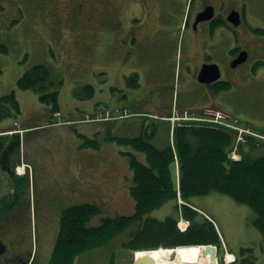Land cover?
<instances>
[{
  "label": "rangeland",
  "instance_id": "1",
  "mask_svg": "<svg viewBox=\"0 0 264 264\" xmlns=\"http://www.w3.org/2000/svg\"><path fill=\"white\" fill-rule=\"evenodd\" d=\"M90 3L86 13L78 11L81 0H0V44L7 47L0 49V94L14 91L20 104L18 113L0 120V131H16L19 137L16 149L2 153L8 162L0 158V199L5 198L0 207V240L7 246L6 257L19 250L25 259L30 255L47 261L61 211L68 205L98 204L101 211L88 222L92 225L105 215L132 213V174L126 152L134 151L122 138L137 136L143 125L151 127L152 115L176 117L182 103L208 96L205 86L193 79L190 65L200 61V47L190 42L188 29L178 27L172 42H165L163 49L159 42L156 53L146 47L139 63H123L115 53H107V0ZM246 19L251 34L256 35L254 26L264 27L263 14L253 10ZM257 43L225 36L217 43L216 58L222 64L233 46L246 48L248 57L237 66L243 70L229 67L237 72L233 79L225 77L231 82L229 89L209 95L264 134V50ZM40 63L50 67L59 89L60 112L53 115L51 105L42 102L37 92L17 86V79ZM240 72L244 75L238 76ZM132 75L134 79H129ZM86 84L94 87L89 98ZM251 138L264 139L259 133ZM251 152L252 157L261 154ZM190 201L217 225L224 242L217 250L219 264L227 261L226 251L236 254L241 247H251L255 264H264L262 236L251 223L254 213L248 205L219 192ZM44 206L49 207L48 214ZM175 214L173 202L168 201L148 215L163 219ZM128 237L126 231L102 247L89 249L74 264H107L112 253L116 263L127 264L134 253L122 247ZM198 260L194 259L197 264Z\"/></svg>",
  "mask_w": 264,
  "mask_h": 264
},
{
  "label": "trees",
  "instance_id": "2",
  "mask_svg": "<svg viewBox=\"0 0 264 264\" xmlns=\"http://www.w3.org/2000/svg\"><path fill=\"white\" fill-rule=\"evenodd\" d=\"M0 49L7 50V47L1 43ZM129 79H134V75ZM216 83L215 90L231 86L230 81ZM17 86L37 92L42 102L51 105L52 115L60 112L59 89L46 64L29 67L17 79ZM84 88L86 97H91L93 85L86 84ZM19 111L20 104L14 91L0 94V120ZM168 115L166 117L171 116ZM153 120L151 127L143 125L137 136L122 138L136 152H126L132 174L129 190L134 199V211L105 215L99 223L92 225L88 222L101 211L98 204L85 201L66 206L59 217L53 249L44 264H74L80 254L102 247L126 231L129 237L122 241V247L133 250L205 244L219 248L222 242L217 225L195 209L190 201L194 196L211 192L226 194L248 205L254 213L251 223L260 232L264 244V140L246 139L241 144L249 147L245 151L241 149L240 159L235 160L229 157L237 138L232 129L206 122L175 121L171 132L169 119ZM157 131L162 134V139L163 134L165 136L162 144L155 141ZM5 135H0V151L16 149L18 135L13 133V138ZM8 138L10 141L6 144ZM250 150L261 154L252 157ZM179 198L183 203L178 204ZM4 200L0 199V207ZM168 201L173 202L177 214L163 219L148 215ZM180 218L188 221L183 231L177 225ZM234 255L229 264L256 263L251 247H241ZM24 259L25 255L19 252L2 257L0 264H25ZM107 264H118L113 253Z\"/></svg>",
  "mask_w": 264,
  "mask_h": 264
},
{
  "label": "flooded vegetation",
  "instance_id": "3",
  "mask_svg": "<svg viewBox=\"0 0 264 264\" xmlns=\"http://www.w3.org/2000/svg\"><path fill=\"white\" fill-rule=\"evenodd\" d=\"M89 6H91L90 0H81L78 11L87 13L86 10ZM253 10L259 15H264V0H107L106 17L108 19L105 25L106 34L108 32L107 53L111 55L115 53L120 58V62L123 63H139L141 56L146 52L144 50L146 47L152 53L158 52L163 49L165 42H172L173 32L180 27V29H188L190 42H196L200 47V61H195L192 65L189 64L194 80L197 78L201 65L205 62L219 65L221 76H223L221 77L222 80L226 79V75L233 79L237 73L234 70L241 69L237 66L246 60L236 66L231 65L232 61L244 51L247 52L248 57V51L243 46H233L228 61L222 64L221 60L216 58L219 51L217 43L225 36L229 39H235L236 42H260L257 44H261L260 47L264 50V27L254 26L253 31L256 33L254 35L251 34L246 25V15L251 14ZM55 13L56 16L59 9ZM201 13L204 15L199 19L198 16ZM240 36L244 37L243 41H241ZM84 38L87 39V37ZM159 42L161 44L160 49ZM260 62L258 61L256 65ZM229 67L235 68L233 72ZM240 75L241 72L238 76ZM215 84L217 83H210L208 86ZM6 162L8 159L4 158L2 163L5 164ZM8 169L10 171L11 168ZM44 189L46 188L44 187ZM44 207L46 214H48L49 207ZM16 252L19 253L20 251L16 250ZM140 252L144 253V251H137L136 253ZM145 254L150 255V252L146 251ZM24 260L25 264H30V261L34 264L46 262V260L40 262L39 258L36 259L35 256L30 255Z\"/></svg>",
  "mask_w": 264,
  "mask_h": 264
},
{
  "label": "bare ground",
  "instance_id": "4",
  "mask_svg": "<svg viewBox=\"0 0 264 264\" xmlns=\"http://www.w3.org/2000/svg\"><path fill=\"white\" fill-rule=\"evenodd\" d=\"M23 170V168H22ZM21 172V171H20ZM23 172V171H22ZM203 246L191 245L186 247H176V248H160L157 250H151L150 256L148 257L147 263L149 264H197L194 259H199V264H209V255L205 254L203 251ZM138 260H146L144 258L148 254H136ZM168 256L170 258H168ZM234 255L227 252L226 260L230 261ZM201 262V263H200ZM218 262V261H217Z\"/></svg>",
  "mask_w": 264,
  "mask_h": 264
},
{
  "label": "water",
  "instance_id": "5",
  "mask_svg": "<svg viewBox=\"0 0 264 264\" xmlns=\"http://www.w3.org/2000/svg\"><path fill=\"white\" fill-rule=\"evenodd\" d=\"M204 15V13H201V15L198 16L200 19L201 16ZM247 58V52H243L239 55L237 59H234L232 61V66H236L238 63H241L245 61ZM221 76V72L219 69V65L217 63H204L202 64L198 75H197V81L204 84H210L212 82L217 81ZM203 251L205 254L209 255V264H217V247L212 244H205L203 245ZM6 251V245L5 243L0 240V257L4 254ZM146 261L148 258H145ZM149 262V261H148ZM127 264H149L143 260H138L136 257V254H134L132 260Z\"/></svg>",
  "mask_w": 264,
  "mask_h": 264
},
{
  "label": "crops",
  "instance_id": "6",
  "mask_svg": "<svg viewBox=\"0 0 264 264\" xmlns=\"http://www.w3.org/2000/svg\"><path fill=\"white\" fill-rule=\"evenodd\" d=\"M210 91H214V92H217V91H219V90H215V88L213 87V89L212 88H209V87H207V86H205V92L207 93V98L205 99V100H203V101H194V102H190V103H182L181 105H180V107H179V109L180 108H182V109H188V110H193V111H201V110H203L205 107H209V106H211V107H217V108H220V109H222V110H224V111H226V112H228L229 114H231L232 116H234V117H236V118H238V117H241L242 115H239L236 111H232L231 109H230V107L229 106H226V105H223V104H225V103H223V102H218L217 103V101H216V99L215 98H213V97H211L210 95H209V93H210ZM239 119V118H238ZM241 122H243V123H245V121H243V120H241V119H239ZM15 123H16V121H15ZM246 124H248L247 122H246ZM6 129V128H5ZM160 135V132H158L157 131V135H155V138H156V142L158 143V144H162L163 143V139L159 136ZM158 138V139H157ZM165 141V140H164ZM242 149L245 151V150H247V148H245V145H243V147H242ZM0 158H1V156H0ZM2 159V158H1ZM0 167L3 169V165H2V163H0ZM4 170H5V168H4ZM194 205V204H193ZM196 208H198L199 210H202V209H200L199 207H197V205H194ZM206 213V212H205ZM207 214V213H206ZM208 215V214H207ZM211 219H212V217L210 216V215H208Z\"/></svg>",
  "mask_w": 264,
  "mask_h": 264
},
{
  "label": "built area",
  "instance_id": "7",
  "mask_svg": "<svg viewBox=\"0 0 264 264\" xmlns=\"http://www.w3.org/2000/svg\"><path fill=\"white\" fill-rule=\"evenodd\" d=\"M183 119H196V120H202V121H206V122H211V123H216V124H220L226 127H230L233 128L235 130H237V140H244V135L246 134H253L256 135L253 131H251L248 128H244L240 125H238L235 121H232L228 118V115L222 111L219 110H215V109H211V108H207L204 112V116L201 117H193V116H183L181 117ZM235 157V156H233ZM183 222H179V226L181 227V224Z\"/></svg>",
  "mask_w": 264,
  "mask_h": 264
}]
</instances>
